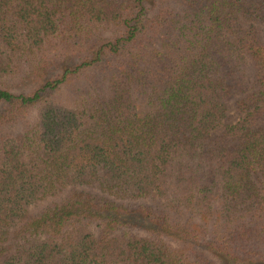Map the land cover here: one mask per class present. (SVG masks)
I'll use <instances>...</instances> for the list:
<instances>
[{"label":"trees","instance_id":"16d2710c","mask_svg":"<svg viewBox=\"0 0 264 264\" xmlns=\"http://www.w3.org/2000/svg\"><path fill=\"white\" fill-rule=\"evenodd\" d=\"M0 264H264V0H0Z\"/></svg>","mask_w":264,"mask_h":264},{"label":"rangeland","instance_id":"374dc122","mask_svg":"<svg viewBox=\"0 0 264 264\" xmlns=\"http://www.w3.org/2000/svg\"><path fill=\"white\" fill-rule=\"evenodd\" d=\"M238 118V116H233L232 117V120L234 119V120H236Z\"/></svg>","mask_w":264,"mask_h":264}]
</instances>
